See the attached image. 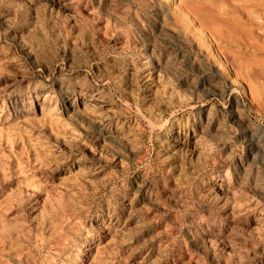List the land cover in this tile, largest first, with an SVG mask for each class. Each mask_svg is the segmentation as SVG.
<instances>
[{"label": "rangeland", "instance_id": "obj_1", "mask_svg": "<svg viewBox=\"0 0 264 264\" xmlns=\"http://www.w3.org/2000/svg\"><path fill=\"white\" fill-rule=\"evenodd\" d=\"M0 264H264V0H0Z\"/></svg>", "mask_w": 264, "mask_h": 264}, {"label": "bare ground", "instance_id": "obj_2", "mask_svg": "<svg viewBox=\"0 0 264 264\" xmlns=\"http://www.w3.org/2000/svg\"><path fill=\"white\" fill-rule=\"evenodd\" d=\"M232 21V20H231ZM227 22V21H226ZM225 23V22H224ZM227 24V23H226ZM231 24V23H230ZM223 26V25H222ZM226 26H228V25H226ZM207 32V31H206ZM222 33V32H221ZM208 34V33H207ZM214 35V34H213ZM221 35V34H220ZM195 36V35H194ZM214 39V38H213ZM250 46V45H249ZM148 62H149V60L147 59V58H145L141 63H140V67H141V69H143V68H145L146 66H147V64H148ZM65 86V85H64ZM163 86V85H162ZM182 95V94H181ZM103 97V96H102ZM48 98V97H47ZM49 100H50V98H49ZM159 100V99H158ZM54 103V102H53ZM50 104V103H49ZM46 105H47V103H46ZM35 106V105H34ZM50 106V105H49ZM55 106H57V104H54V107ZM65 107L66 108H70L71 109V112H73L74 114H81V115H83V113L84 114H88L89 113V116H88V118H91V119H93V120H96V119H98V117H99V114H98V111H99V109H98V106L96 107V106H93V105H87L86 103H85V101H84V97L82 96V95H77L76 97H74V100H72V101H70V103L69 104H67V105H65ZM52 108V107H51ZM50 108V109H51ZM56 108H58V107H56ZM46 110H48V109H45V107L44 106H39V108H38V111H39V113L41 114V113H44V114H47V113H45V111ZM60 110V109H59ZM49 111V110H48ZM56 111V110H55ZM87 112V113H86ZM43 115V114H42ZM67 115V114H66ZM33 116V115H32ZM48 116H50V115H48ZM53 116H54V114H53ZM147 116H149V115H147ZM50 117H52V116H50ZM85 117V116H84ZM144 117V116H143ZM48 118V117H47ZM58 118V117H57ZM56 118V119H57ZM145 118V117H144ZM152 118V117H151ZM55 120V119H54ZM110 120V119H109ZM146 121H147V119H146ZM149 121V120H148ZM150 123V122H149ZM48 124V123H47ZM79 124V123H78ZM152 124V123H151ZM63 131V130H62ZM116 131V130H115ZM122 132V131H121ZM120 133V132H119ZM125 133V132H124ZM127 134V133H126ZM119 134L117 133V136H118ZM121 135V134H120ZM122 137H127L128 135H125V134H122L121 135ZM120 137V136H119ZM121 137V138H122ZM129 138V137H128ZM127 138V139H128ZM127 139H125V140H127ZM130 140V139H129ZM171 140V139H170ZM172 141H173V143L174 144H176V147H180L182 144H181V142H179V140L177 139V137H173L172 138ZM179 151V150H178ZM76 176V175H75ZM232 203V202H231Z\"/></svg>", "mask_w": 264, "mask_h": 264}]
</instances>
